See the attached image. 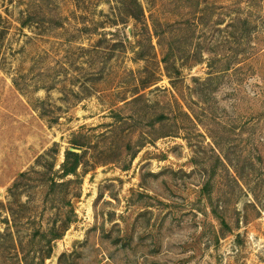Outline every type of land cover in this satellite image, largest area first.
Masks as SVG:
<instances>
[{
  "label": "rangeland",
  "instance_id": "1",
  "mask_svg": "<svg viewBox=\"0 0 264 264\" xmlns=\"http://www.w3.org/2000/svg\"><path fill=\"white\" fill-rule=\"evenodd\" d=\"M139 2L0 0V264H264V0Z\"/></svg>",
  "mask_w": 264,
  "mask_h": 264
},
{
  "label": "trees",
  "instance_id": "2",
  "mask_svg": "<svg viewBox=\"0 0 264 264\" xmlns=\"http://www.w3.org/2000/svg\"><path fill=\"white\" fill-rule=\"evenodd\" d=\"M131 6L133 8L132 13L130 15L135 21H140L142 15H143V9L141 6V3L139 0H131ZM0 20H1V15H0ZM20 26L24 27L27 26V23L20 22ZM171 55V52H168V54H165L164 62H167L169 57ZM166 64V63H164ZM167 70V68H166ZM134 100V99H133ZM132 101V100H131ZM130 102V101H126ZM87 139L88 136L83 133H73L69 139V147L65 149L64 155H63V162L59 166L58 171L53 170V166L50 162L46 161L44 156H39L38 159H43L44 163H41L42 170L41 171H36L34 169L20 172L17 175V179L12 183V185L8 188V195L10 198L14 197L17 190L24 188L25 184L27 185V181H32L33 179V174L37 175V178L41 180V182L44 184L45 187V195H57L59 198V202L61 203L60 206H64L69 209H67L68 214H73V211L70 209L71 202L69 200H66V193H67V188L72 183V179H69L70 176L75 177L78 179V169H80L85 163L83 160L85 150L82 148L85 147V144H87ZM71 148L74 149H79L81 150V153L74 152L70 150ZM39 162V161H38ZM35 180V179H34ZM26 181V183H24ZM8 209L11 212V203L9 202V207ZM72 222V219L70 215H68L65 218L64 223L62 224L60 229H54L48 228V231L42 232L41 236L44 238L47 235H50L49 238L47 239V246L46 253L42 255V258H48L51 254V245L50 242L54 241L56 239L61 238L62 231L64 228ZM22 259L24 260V264H28L26 262V255H22Z\"/></svg>",
  "mask_w": 264,
  "mask_h": 264
},
{
  "label": "water",
  "instance_id": "3",
  "mask_svg": "<svg viewBox=\"0 0 264 264\" xmlns=\"http://www.w3.org/2000/svg\"><path fill=\"white\" fill-rule=\"evenodd\" d=\"M70 150L78 152V150L77 149H74V148H71Z\"/></svg>",
  "mask_w": 264,
  "mask_h": 264
}]
</instances>
